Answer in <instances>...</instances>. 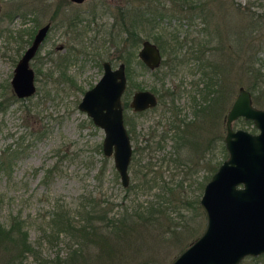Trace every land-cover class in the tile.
I'll list each match as a JSON object with an SVG mask.
<instances>
[{
  "label": "rangeland",
  "instance_id": "obj_1",
  "mask_svg": "<svg viewBox=\"0 0 264 264\" xmlns=\"http://www.w3.org/2000/svg\"><path fill=\"white\" fill-rule=\"evenodd\" d=\"M56 1L0 0V224L7 227L16 216L26 240L51 258L64 255L70 244L65 232L53 239L43 231L55 208L71 213L93 200L104 205L109 216H118L126 205L148 202L161 217L152 222L135 218L126 245L108 255L91 246L86 263L169 264L204 227L198 200L204 183L227 156L225 114L238 86L249 90L253 83L248 60L264 59V0H192L200 2L199 9L181 6V0L63 3L29 61L35 89L16 97L9 82L14 64L35 29L50 18L53 7L56 11ZM155 8L166 14L152 26L145 19L139 22V40L121 52L126 41L121 44L125 34H118L119 11ZM175 34L184 50L175 49L178 57L169 69L165 60L170 45L177 44ZM143 39L161 50L162 62L153 69L137 57ZM200 46L209 47L202 57L226 66L220 71L226 95L217 110L211 106L206 112L194 107L202 100L201 72L182 58L188 48ZM103 60L112 67L125 64L121 101L131 145L125 187L112 155L102 153V128L77 107L83 91L101 75ZM137 89L154 92L156 104L133 111L128 101ZM249 92L252 103L264 108V96L254 89ZM231 125L257 131L240 116ZM173 228L182 233L179 240L166 233ZM5 256L0 251V259ZM23 262L39 264L30 253ZM237 264H264V253L245 256Z\"/></svg>",
  "mask_w": 264,
  "mask_h": 264
},
{
  "label": "water",
  "instance_id": "obj_2",
  "mask_svg": "<svg viewBox=\"0 0 264 264\" xmlns=\"http://www.w3.org/2000/svg\"><path fill=\"white\" fill-rule=\"evenodd\" d=\"M48 25L46 22L36 29L13 67L9 82L17 97L30 95L35 89L28 62ZM137 57L149 69L160 62L158 47L148 39L141 41ZM101 67V75L83 91L77 107L102 128V153L112 155L120 183L125 187L131 155L121 101L126 84L125 64L121 61L112 67L108 60H103ZM155 103L152 91L137 89L128 106L142 111ZM239 116L250 120L257 131L232 128V121ZM224 127L227 156L204 183L198 200L204 211V227L169 264H237L245 256L264 253V108L252 103L249 90L242 85L227 109Z\"/></svg>",
  "mask_w": 264,
  "mask_h": 264
},
{
  "label": "trees",
  "instance_id": "obj_3",
  "mask_svg": "<svg viewBox=\"0 0 264 264\" xmlns=\"http://www.w3.org/2000/svg\"><path fill=\"white\" fill-rule=\"evenodd\" d=\"M186 1L185 4L188 8L194 9L199 7L198 4H200V2L192 0ZM164 10L165 9L155 8L145 12H141L140 10L131 12L129 9L119 11L118 34H123L124 32L125 35L123 40H121V44L125 40L127 45H125V47L120 45L119 50L122 52V49L127 50L129 45L137 43L139 38L137 36L136 26L139 22L145 19L146 22L150 23L152 26L153 22H156V19L166 14ZM168 10L169 8L166 9V11ZM175 38L176 36L173 37V41L177 44L173 43L170 45L168 52L170 50L175 52V49L178 48L176 46L178 45V41ZM126 50L125 52H127V55H130L131 51ZM122 59L124 62L128 60L125 56ZM225 67V63L223 64V62L215 63L214 60L212 61L210 65L212 75L209 74V81H205L208 90L204 89L206 93L205 96L203 95L204 104L199 103L195 105L194 107H199L195 110L200 109L206 112L211 106H214V110H217V107L223 100V96L226 95L223 77L220 74V71H226ZM247 71L253 79L252 85L248 87L249 90L253 91L254 89L263 97L264 59H249L247 62ZM222 86L224 88H222ZM202 91L203 90H201V92ZM169 92L170 95H173L172 91ZM191 98L194 99V93L191 94ZM73 211L74 212L70 213L69 210L62 207L55 208L51 213L50 220L43 230L45 234H52L53 239H57L59 232H65L69 238L70 244L64 255L56 253L51 258L42 256L38 248L33 247L26 240V231L21 228L22 225L19 218L16 216L11 217L7 227L0 224V251H3L6 255L3 257V260L0 259V264H24L23 260L28 253L36 256V260H38L39 264H87L86 258L91 255L90 252H87L91 250V246L96 247L99 254H112V252L116 251L120 246L128 243L126 237L127 230H130L129 228L135 223V218L152 222L157 220L159 216L161 217L159 214H162L156 206L147 202L145 205L140 203L126 205L122 208L118 216H109L104 205L102 206L93 200L87 201L86 205H78ZM154 212H158L159 214ZM166 233H170V235L174 236L177 240L182 236V233L175 228L171 229V231H166Z\"/></svg>",
  "mask_w": 264,
  "mask_h": 264
},
{
  "label": "flooded vegetation",
  "instance_id": "obj_4",
  "mask_svg": "<svg viewBox=\"0 0 264 264\" xmlns=\"http://www.w3.org/2000/svg\"><path fill=\"white\" fill-rule=\"evenodd\" d=\"M85 0H82V1H80V2H76V1H72V0H58V1H56V11L54 10V7H53V10L50 12V18L47 20V21H45L44 23H48L49 25H48V28H47V30H46V33H47V31L49 30V28H50V26H51V21H53V19L55 18V16L58 14V12H59V6L61 5V4H63V3H65V5H66V3H72V4H80V3H82V2H84ZM187 1L186 0H181V6H186V3ZM43 4H45V5H47L46 3H43ZM61 11V10H60ZM44 23H42V24H40L39 26H41V25H43ZM38 26V27H39ZM37 27V28H38ZM36 28V29H37ZM36 29H35V31H36ZM35 31H34V33H35ZM33 33V34H34ZM46 33H45V35H46ZM45 35H44V37H45ZM175 36H176V40L178 41V48L179 49H182V50H184L183 48H182V44H183V41H179L178 39H177V35L175 34ZM32 37H33V35H32ZM32 37H31V39H32ZM44 37H43V39H44ZM42 39V40H43ZM31 41V40H30ZM42 42V41H41ZM30 43V42H29ZM156 44V43H155ZM40 45V44H39ZM156 46H157V44H156ZM27 47V46H26ZM25 47V48H26ZM39 47V46H38ZM158 47V46H157ZM24 48V49H25ZM207 49H205V48H203V46H200L199 48H193V49H191V48H188V50L187 51H185V53H184V55L182 56V58L184 59V60H186V61H191V62H193L194 63V65L193 66H195V68H196V70H199L200 72H201V75H202V79L204 80L203 81V87H202V90H203V88H205V89H207L208 90V88L206 87V85H205V81H207L208 80V75L210 74V75H212L211 74V68H210V65H211V63H212V59H209V58H204V57H202V55H205V51H208L209 50V47H206ZM24 49L21 51V54H22V52L24 51ZM38 49V48H37ZM37 49H36V51H37ZM158 49H159V53H160V62H162V55H161V50H160V48L158 47ZM36 51H35V53H36ZM177 51H178V49H177ZM176 51V52H177ZM176 52H172L171 50L168 52L169 53V56H168V60L166 61L165 60V64L168 66V68L169 69H171V68H173V67H175V66H173V63H174V59H176L177 57H178V55H177V53ZM35 53L33 54V56L35 55ZM20 54V55H21ZM20 55L18 56V58L20 57ZM32 56V57H33ZM31 57V58H32ZM17 58V59H18ZM30 58V59H31ZM181 58V59H182ZM30 59H29V61H30ZM17 61V60H16ZM182 61V60H181ZM110 62V61H109ZM160 62H159V64H160ZM16 63V62H15ZM111 64V63H110ZM158 64V65H159ZM15 65V64H14ZM28 65H29V62H28ZM157 65V66H158ZM112 66V65H111ZM156 66V67H157ZM155 68V67H154ZM209 81V80H208ZM209 83V82H208ZM14 93V92H13ZM154 93V92H153ZM193 93H195V92H193ZM193 93H191V94H193ZM198 93V92H197ZM196 93V94H197ZM154 95H155V97H156V102H157V95L154 93ZM201 95H202V100H201V102H199V103H204V99H203V95H204V92L202 91L201 92ZM16 96V95H15ZM191 96V95H190ZM17 97V96H16ZM171 97H173V95H171ZM192 101H194L195 102V97H194V99L192 100ZM193 102V103H194ZM198 103V104H199ZM156 104V103H155ZM154 104V105H155ZM198 104H196V105H198ZM153 105V106H154ZM152 107V106H151ZM149 108V107H148ZM174 121H175V123H179V120L177 119V118H175L174 119ZM181 121V120H180ZM179 125V124H178ZM177 125V126H178ZM179 127V126H178Z\"/></svg>",
  "mask_w": 264,
  "mask_h": 264
}]
</instances>
